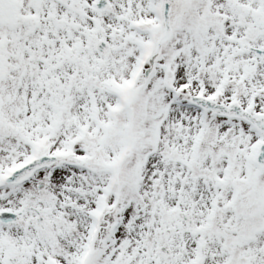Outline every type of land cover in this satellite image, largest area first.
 <instances>
[{
  "label": "snow or ice",
  "instance_id": "1",
  "mask_svg": "<svg viewBox=\"0 0 264 264\" xmlns=\"http://www.w3.org/2000/svg\"><path fill=\"white\" fill-rule=\"evenodd\" d=\"M0 264H264V0H0Z\"/></svg>",
  "mask_w": 264,
  "mask_h": 264
}]
</instances>
